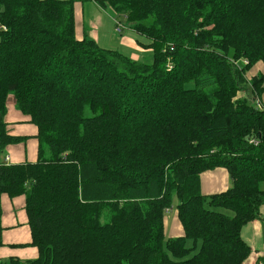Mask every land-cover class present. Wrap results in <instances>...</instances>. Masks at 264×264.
Masks as SVG:
<instances>
[{"label":"trees","instance_id":"obj_1","mask_svg":"<svg viewBox=\"0 0 264 264\" xmlns=\"http://www.w3.org/2000/svg\"><path fill=\"white\" fill-rule=\"evenodd\" d=\"M75 1L0 0V248L1 199L23 196L15 247L37 249L0 264H243L264 205V74L246 78L264 66V0H105L151 42L149 65L78 40ZM10 95L34 163L2 159L26 140ZM218 168L229 188L202 195ZM173 197L183 234L166 238Z\"/></svg>","mask_w":264,"mask_h":264},{"label":"crops","instance_id":"obj_2","mask_svg":"<svg viewBox=\"0 0 264 264\" xmlns=\"http://www.w3.org/2000/svg\"><path fill=\"white\" fill-rule=\"evenodd\" d=\"M100 2H103L104 5ZM107 7L108 4L105 0H76L74 4L76 38L80 40L86 35L100 48L117 51L134 61L150 62L152 50L148 46L151 42L131 30L128 26L125 30L116 33L113 21L116 17ZM117 35L120 37H117ZM258 74H264V66L259 63L248 71L246 78L250 79V77ZM9 99L8 97L4 121L8 125L10 134L17 137H25L26 140L23 143L6 147L2 159L8 158L6 162L8 165L34 163L37 160L38 151L37 129L33 124L29 123L27 116L16 110L13 99H10V101ZM258 99L264 105V93L261 97L255 99L260 103ZM229 186V178L224 169L218 168L205 172L200 176V192L202 195L220 193L223 190H227ZM24 202L23 196L13 199L3 196L1 199L2 242L4 244L0 248L1 261L8 258L26 261L37 257L36 248L15 247L28 243L30 240L24 212ZM170 213L171 211L165 215L166 236H181L183 232L177 221L176 213L168 220ZM258 217V220H252L241 231L243 241L250 248V254L243 264H259L264 255V205L261 206L260 216Z\"/></svg>","mask_w":264,"mask_h":264},{"label":"rangeland","instance_id":"obj_3","mask_svg":"<svg viewBox=\"0 0 264 264\" xmlns=\"http://www.w3.org/2000/svg\"><path fill=\"white\" fill-rule=\"evenodd\" d=\"M107 9L111 11V9H110L109 6L107 7ZM118 21L120 22V24H121V26H122V27H121V30H122V31L125 30V29L127 28V25H126L124 19L121 17L120 19H118ZM114 31H115V27H114ZM115 32H116V31H115ZM116 33H117V32H116ZM117 37H120V36L117 35ZM147 64L149 65V62H148ZM248 96H249V95H248ZM9 98H10V99H13V98H12V95H10ZM10 99H9V101H10ZM255 101H256V100L254 99L253 102H255ZM177 204H178L177 199H176L175 197H173V198H172V207H171V210H170L171 213H170V216L168 217V220L172 218L173 214H175V208H176V205H177ZM166 238H168V237L166 236Z\"/></svg>","mask_w":264,"mask_h":264},{"label":"built area","instance_id":"obj_4","mask_svg":"<svg viewBox=\"0 0 264 264\" xmlns=\"http://www.w3.org/2000/svg\"><path fill=\"white\" fill-rule=\"evenodd\" d=\"M113 21H114V25H115V31L118 32V33L121 32L122 31L121 30L122 26H121L120 22L118 21V19L114 18ZM166 68H168V69L171 68L170 67V63L167 64ZM255 104H256L255 106H257L258 108H261V104L257 100H256ZM7 160H8V158L5 157L4 158V162L6 163ZM170 210L171 209H167L165 213H168Z\"/></svg>","mask_w":264,"mask_h":264},{"label":"bare ground","instance_id":"obj_5","mask_svg":"<svg viewBox=\"0 0 264 264\" xmlns=\"http://www.w3.org/2000/svg\"><path fill=\"white\" fill-rule=\"evenodd\" d=\"M254 144V143H253Z\"/></svg>","mask_w":264,"mask_h":264}]
</instances>
